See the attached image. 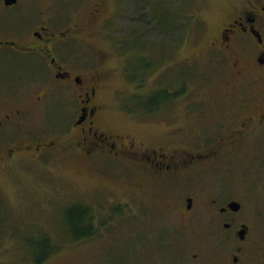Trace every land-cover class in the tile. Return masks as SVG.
Instances as JSON below:
<instances>
[{"label": "flooded vegetation", "instance_id": "1", "mask_svg": "<svg viewBox=\"0 0 264 264\" xmlns=\"http://www.w3.org/2000/svg\"><path fill=\"white\" fill-rule=\"evenodd\" d=\"M9 1L0 0V163L31 152L41 157L62 138L85 165L125 160L123 179L134 194L161 184L186 189L167 200L189 238L173 243L171 264H264V210H244L233 185L218 190L207 182L229 159L264 166V0H233L197 42L187 40L199 44L186 58L194 75L188 73L190 87L166 105L172 125L161 139L132 136L107 120L116 71L97 53L89 55L95 51L86 26H64L62 13H34L22 0ZM102 7L93 6L94 20ZM12 67L10 81L1 74ZM65 115L74 119L70 135L62 134L65 124H54L60 134L48 135L44 125ZM198 207L211 222H197Z\"/></svg>", "mask_w": 264, "mask_h": 264}, {"label": "rangeland", "instance_id": "2", "mask_svg": "<svg viewBox=\"0 0 264 264\" xmlns=\"http://www.w3.org/2000/svg\"><path fill=\"white\" fill-rule=\"evenodd\" d=\"M142 1L22 0V4L25 3L26 6L27 3L34 13L39 8L62 13V17H65L64 26L74 23L86 26L95 51L91 52V48L89 55L97 53L98 57L105 58L106 68L116 71L111 80V107L106 112L107 120L132 136L139 138L148 135L161 139L171 130L172 125L167 109L162 116H154L144 112L129 113L122 105L126 97L141 93L140 96L146 98L144 95L159 89L161 85L159 62H155L158 66H154L145 76L142 84L132 79L133 74L129 69L132 68V60L137 51L128 50L127 46H131L132 40L137 36H143L141 40L149 42L159 41L160 48L165 49V59L167 58L164 60V71L168 73L167 84L170 83L171 76H179L183 86L187 88L190 87L188 73L194 75V71L188 69L186 58L199 44L193 46L187 40L192 41L195 36L182 33L193 30L197 23L190 24L188 28L189 23L185 20L175 31L160 35L152 30V26L156 24L155 19L151 22L152 9H146ZM179 1L163 0V3L178 6ZM232 1L196 0L194 7L187 11V18H203V21L200 20L202 26L195 28L203 32L207 23L211 26L218 20L221 7L233 4ZM96 2H103V7L99 17L94 20L92 8ZM52 13L50 14L53 15ZM95 30L98 31L96 37L92 35ZM170 47L173 49L170 50ZM9 70L4 69L1 75L12 81L13 67ZM140 85L142 87L138 88ZM52 121L44 125L48 135L60 134L57 131L60 127L54 124L62 127L65 124L67 130L66 133L62 131L64 137L74 130L73 127L69 131L67 127L74 121L70 115L60 118L58 123ZM68 142L71 141L62 138L58 148L41 157L31 152V155H26L23 159L0 163V264H35L33 246L28 240L39 236L41 232L51 233L61 245L43 264H129L130 257L136 264H171L168 254L174 252L173 243L188 242L189 238H185L186 230L177 223V216L173 214L167 200L171 196L180 197L186 189L179 192L175 187L167 189V186L159 185L152 190L133 194L126 191L124 169L120 164L111 162L114 167L107 166L108 164L85 165L78 158L71 157L72 151L69 149L72 147L67 148ZM251 152L252 149L249 153ZM216 170L215 175L211 174L207 179L211 187L219 190L229 184L233 185L235 189L232 194L243 202L244 210L251 213L253 209L264 210V198H260L264 194L263 165L256 164L252 167V161L245 165V161L229 159ZM224 183L226 185L222 186ZM198 187L203 189V185ZM117 203L123 205L122 213L120 216H111L110 211ZM75 204L88 205L97 215L102 214L104 219H108L105 220L108 222L94 238L71 243L65 240L66 228L62 224L66 210ZM200 205L208 209L201 202ZM201 207L197 208V222L200 220L205 225L212 220L207 218L208 212ZM204 227L207 229L209 225ZM178 236L179 239L176 238Z\"/></svg>", "mask_w": 264, "mask_h": 264}, {"label": "trees", "instance_id": "3", "mask_svg": "<svg viewBox=\"0 0 264 264\" xmlns=\"http://www.w3.org/2000/svg\"><path fill=\"white\" fill-rule=\"evenodd\" d=\"M195 1L196 0H180L178 6H174L172 4L164 5L163 0H143L142 2L146 5V9H152L151 22H153L154 19L156 20V24L152 26V30L161 35L167 33L170 34L171 31H175L180 27L179 24L182 25L185 20L189 23L188 28H190V24L194 23H197L195 28L201 27L202 23L200 22V17L192 16L190 19L187 18V11L194 7ZM148 5H150V7ZM197 18H199V21H196ZM195 28L193 30L188 29L189 31H184L182 34H193V36H195L193 39L197 42L200 38L201 32H199V29L195 30ZM142 37L143 36H137L134 41L132 40L131 46H127L128 50L137 51V54L132 60V68L129 69L131 74H133L132 79L139 81L142 84L145 80V76L154 68V66H158L155 62H159V66L161 67L159 82L161 85L159 84V89L144 95L146 98H144L143 95L140 96L141 93H135L129 98L126 97L125 101L127 102L123 104V107L129 113L139 114L144 112L154 116H162L163 111L167 109V111L170 112L169 119L171 121L173 111L170 110L171 106L166 105L174 101L175 98L181 96L184 86L179 76H171L170 83L167 84L166 75L168 73L164 71L166 68V66H164V60L167 59H165V49L163 47L160 48L159 41L149 42L148 40H141ZM171 49H173V47H170V50ZM140 87H142V85L138 88ZM96 162L99 166L108 164L107 166L110 165L114 167L111 162L120 164L121 167L126 165L125 160L122 161L116 159L103 161V159L100 158ZM104 168H106V166ZM122 168L124 169V167ZM128 170L131 175V169L129 167ZM124 183L125 188L127 189L128 184L125 180ZM126 191H128V189ZM117 204V206L111 209V216L121 215L123 205L120 203ZM111 216L109 215V217H107L110 219ZM105 220L108 219H104L102 214L97 215L88 205L75 204L69 207L65 212V218L62 224L63 227L66 228L64 230L66 239H64L71 241V243L92 239L100 234L102 228L107 225L108 221ZM38 235L39 236L37 237L29 239L28 243L33 246L32 253L34 254L33 259L35 264H43L51 257L54 251L61 248V245L51 233L41 232Z\"/></svg>", "mask_w": 264, "mask_h": 264}, {"label": "water", "instance_id": "4", "mask_svg": "<svg viewBox=\"0 0 264 264\" xmlns=\"http://www.w3.org/2000/svg\"><path fill=\"white\" fill-rule=\"evenodd\" d=\"M10 4H15L16 3V0H10L9 1ZM234 205V208L237 209L239 207V205L237 203L233 204Z\"/></svg>", "mask_w": 264, "mask_h": 264}]
</instances>
